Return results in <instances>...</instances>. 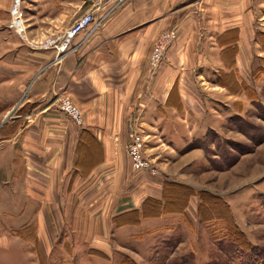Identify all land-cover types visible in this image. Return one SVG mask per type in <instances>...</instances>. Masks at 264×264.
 Returning <instances> with one entry per match:
<instances>
[{
	"label": "crops",
	"instance_id": "crops-1",
	"mask_svg": "<svg viewBox=\"0 0 264 264\" xmlns=\"http://www.w3.org/2000/svg\"><path fill=\"white\" fill-rule=\"evenodd\" d=\"M13 3L0 0V81L4 89L23 91L18 107L33 104L38 116L35 141L42 142L40 131L48 126L54 130V212H78L76 223L82 231L52 238L43 235L42 225L37 224V234H21L27 224L26 192L21 201V192L3 187L1 180L19 179L18 185L26 181V148L31 139H27L28 124L22 121L14 135L4 133L0 140L6 166L0 171V204L8 211L18 208L20 216L13 227L0 224V251L3 248L6 254L15 248L26 253L27 243H37L42 251L44 244L54 242L55 249L56 243L65 241L82 259L92 250L126 251L135 260L151 258L156 244L165 243L176 229L204 226L213 220L202 218V211L208 213L203 205L206 197L221 200L233 223L249 233L246 219L257 194L264 196L263 183L252 186L246 180L236 188L215 191L200 182L203 177L230 172L211 168L213 155L206 153L203 141L212 133L229 131L234 115L229 100L234 93L224 85L223 91L205 90L202 85L216 86L217 72L234 71L242 52L250 50V43L243 42L245 20L233 6L220 0H107L93 10L87 29L64 43L56 58L52 50L33 48L32 36L54 32L59 19H68L70 24L91 10L94 0H20L26 24L18 34L20 39L6 27ZM176 27L183 35L176 68L163 62L152 71L148 57L155 37ZM233 31L237 38L230 43ZM233 46L236 51L229 65L224 54ZM187 50L195 57L190 67L201 68L189 79L182 70ZM203 52L212 55L211 62L203 58ZM62 96L82 112L80 126L58 112ZM12 109L2 114L9 115ZM9 121L3 120L0 127ZM136 129L148 136L147 150L155 151L150 157L157 159L162 170L155 176L131 170L125 150ZM12 158L14 163L18 159L17 171L12 170ZM36 158L39 168L41 158ZM33 177L40 178L37 172ZM128 237L130 247L121 245L122 238ZM176 243L180 249L182 243Z\"/></svg>",
	"mask_w": 264,
	"mask_h": 264
},
{
	"label": "rangeland",
	"instance_id": "rangeland-1",
	"mask_svg": "<svg viewBox=\"0 0 264 264\" xmlns=\"http://www.w3.org/2000/svg\"><path fill=\"white\" fill-rule=\"evenodd\" d=\"M220 2L229 7L233 6L236 15L241 16L242 20H245V40L243 42L245 45L250 43V50L246 51L245 49L242 52L243 55L239 60V64H237L238 66L235 69L231 68L234 71L229 70V73H225L223 70H220L217 72L219 78L215 82L216 86L202 85L204 89L206 88L205 90L213 89L215 91H223L224 87L222 85H224L229 92L234 93V99L231 98L229 100V102L233 103L234 110V115H232L233 117L228 123L229 131L222 130L218 135L212 133L208 139L203 141L206 153L213 155L210 163L211 168L219 171L230 169V172L227 173L226 171L223 175L220 173L214 176L211 175L210 177H203L201 181L197 180L204 187L206 186L205 188L215 191L225 190L231 186H235L236 188L241 183L246 182V180H250L252 186L262 183V186L264 185V0H250V3H244L243 0H220ZM246 15L249 16V19H247ZM24 20L21 14V23L25 28L26 24ZM8 21L9 16L6 27ZM68 21V19H59L58 24L55 25L54 32H47L38 38L32 36V44L37 45L46 40H55L73 20L70 24H68ZM180 27H176L175 30H167L170 33V38L166 42L159 65L166 62L172 68H176L175 65H177L178 56L180 55L177 47L183 38ZM13 33L19 38L16 32ZM235 37L237 38V35ZM189 43L191 44V40ZM151 52L152 50L150 54ZM193 54V51L187 50L184 55L186 66L182 70L186 73L188 79L191 78L190 76L193 77V72L201 70L200 67L196 69L190 67L194 57ZM224 55L227 56L225 63L227 62V64L231 65V53ZM203 58L211 62L212 55L208 54V52H203ZM207 70L204 67L206 73ZM22 93L23 91L20 90L12 91L4 89L0 81V124L3 120L9 121V119H14L9 121L11 122L9 125L0 127V140L3 138L4 133L14 135L15 131H17L15 129L18 128V125L22 121L28 124L27 139H31L28 141L26 148L28 160L26 181L23 182L22 180L20 185H18L19 179H16L17 182L12 179L1 180L3 183L5 182L3 187H11L17 194L21 192V201L23 192H26L28 207L27 212H25V219L27 224L26 229H22L21 234L27 236L37 234V229L39 228L37 224L39 226L42 225L43 235L52 236V238L54 235L63 236L77 232L81 233L82 225L76 223L80 221V219L76 218L78 212L77 214L76 212L64 210L54 212V178L51 176L54 170L51 164V159H54V130L51 126H48L45 130L40 131L42 138L38 137V139L42 140V142L35 141L36 132L34 125H36L38 116L32 111L33 104L29 103L23 105L21 108L18 107ZM5 109H12L11 113L3 115L2 112ZM58 112L62 115L59 110ZM79 112L82 116V112L80 110ZM63 116L67 118L64 114ZM147 140L149 141V139ZM153 152L155 151H149L145 148L144 156L150 160V163H152L158 172L162 171L161 167H159L160 165L157 164V159L150 157V154ZM4 157L3 152H0V171L6 167L3 166ZM36 157L41 158L42 166L39 168L35 166L34 160L37 159ZM13 161L14 159L12 158V170L17 171L18 159H16L15 163ZM35 172L39 174L40 178L33 177ZM9 182L11 183L6 184ZM93 192H90L89 196L91 198ZM174 192L178 196L181 195L180 190ZM206 199H208L207 202L205 199L203 202L206 211L209 212L211 207L216 208L219 213L224 211V208L215 203L214 200L207 197ZM1 206L0 204V224L13 227V221L20 219L18 208L8 211ZM40 206L43 207V210L39 209ZM17 213L19 217H16ZM70 213L74 215L68 219V214L70 215ZM88 213L92 217L93 213L89 211ZM201 213L203 216H211L210 213L208 214L204 211ZM54 218L56 219L54 220ZM246 220L250 224L248 234L240 231L236 224L234 230L230 225L228 226L215 219L207 221L204 226L200 224V226L196 225L192 228L176 229V232L172 233L175 235H171L165 243L156 244L157 251L154 252L155 255H152L153 257L151 258L137 257L138 259L135 260L134 258H130L128 256L129 252L126 251H122L121 253H101L97 250H92L89 251V256L87 255L85 259H82L78 253L70 251V243L62 241L56 243L55 249L54 242L47 243L46 246L44 244L42 251L37 243H27L26 253L23 250L20 252L12 248L10 252L5 254L2 248L0 251V264H264L263 195L257 194L250 217ZM96 229L92 228L91 231ZM131 237L137 239L139 236L134 235ZM125 240L128 242H125ZM125 240L122 238V244H120L130 247L132 244L130 237L128 239L125 238ZM177 241L182 243L179 247L180 249L175 247Z\"/></svg>",
	"mask_w": 264,
	"mask_h": 264
},
{
	"label": "built area",
	"instance_id": "built-area-1",
	"mask_svg": "<svg viewBox=\"0 0 264 264\" xmlns=\"http://www.w3.org/2000/svg\"><path fill=\"white\" fill-rule=\"evenodd\" d=\"M106 1L107 0H94L92 9L74 19L58 38L52 41L46 40L40 45L32 44V47L38 50H52L56 54L57 58L62 52L61 48L63 44L72 40L78 34L86 30L87 27L93 22V10L98 8V6L104 4V2ZM116 1L120 3L123 0ZM19 2L20 0H14L13 6L9 11V21L7 24V29L12 32H16L17 34H21V32H23L24 30L21 23ZM169 38L170 33L168 31L159 33L155 38L152 52L148 58V64L152 68V71L159 64L166 42ZM57 108L76 126H80L82 124V116L79 110L71 103V101L67 97L62 96L58 99ZM147 139L148 136L144 134L143 131H141L140 129H136L132 133L125 151L127 153L133 171H146L150 175L155 176L158 174V171L154 168L152 163H150V160H148L144 156L146 144L148 143Z\"/></svg>",
	"mask_w": 264,
	"mask_h": 264
},
{
	"label": "trees",
	"instance_id": "trees-1",
	"mask_svg": "<svg viewBox=\"0 0 264 264\" xmlns=\"http://www.w3.org/2000/svg\"><path fill=\"white\" fill-rule=\"evenodd\" d=\"M229 34H228L229 35V38H228L229 40L228 41L229 42L231 40H233V42L236 41V37H235L236 36V33H235V31L229 32ZM235 51H236V47L235 46L228 47V49L226 50V53L225 54L231 53V57L233 58V55H234ZM225 58L227 59V56ZM232 58H230L231 63H232ZM211 199L214 200L215 203H217L218 205H220L221 207H223L224 208V211H221L219 213V211L216 208L211 207L210 208V211L209 212L207 211L208 214L210 213L211 216L209 218H207L208 217L207 215L206 216L205 215L204 216L202 215V218L203 219H215V220L221 221V222H223L224 224H226L228 226L230 225V227H232L235 230V224L233 223V220H232V218H231V216H230V214L228 212L227 207L224 205V203H222L221 200L216 199V198H211Z\"/></svg>",
	"mask_w": 264,
	"mask_h": 264
},
{
	"label": "bare ground",
	"instance_id": "bare-ground-1",
	"mask_svg": "<svg viewBox=\"0 0 264 264\" xmlns=\"http://www.w3.org/2000/svg\"><path fill=\"white\" fill-rule=\"evenodd\" d=\"M40 44H42V43H40ZM40 44H37V45H40Z\"/></svg>",
	"mask_w": 264,
	"mask_h": 264
}]
</instances>
